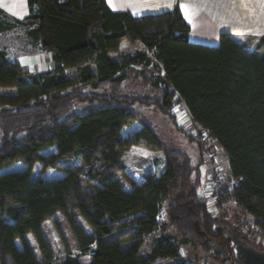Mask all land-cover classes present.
Masks as SVG:
<instances>
[{"label":"trees","instance_id":"trees-1","mask_svg":"<svg viewBox=\"0 0 264 264\" xmlns=\"http://www.w3.org/2000/svg\"><path fill=\"white\" fill-rule=\"evenodd\" d=\"M27 6L23 20L0 9V33L24 29L30 45L51 54L55 69L30 78L0 49V264H85V257L89 264H194L182 259L183 246L191 244L217 260L214 241L232 255L224 230L215 229L226 226L246 245L263 250L239 228L213 217L201 166L182 150L169 148L139 110L158 109L199 143L179 127L173 109L182 103L224 150L230 175L239 181L222 201L235 202L264 228V37L254 51L229 33L220 36L218 46L192 43L179 7L135 17L114 12L107 0H27ZM124 41L140 43L146 51L112 60L110 54L119 52ZM156 62L164 79L143 72L137 77L160 96L126 94L128 73L137 66L158 68ZM67 68L76 69L77 77L68 78ZM3 89L15 92L4 95ZM81 106L92 109L82 112ZM134 123L141 128L124 137L122 130ZM134 147L164 154L160 175L136 178L124 163ZM65 159L79 163L62 165ZM17 163L26 169L4 172ZM37 163L63 176L34 179L31 170ZM166 202L169 223L164 224L159 218ZM58 214L67 219L74 242L72 247L64 243L62 260L44 231ZM157 234L145 256L141 250Z\"/></svg>","mask_w":264,"mask_h":264},{"label":"rangeland","instance_id":"rangeland-1","mask_svg":"<svg viewBox=\"0 0 264 264\" xmlns=\"http://www.w3.org/2000/svg\"><path fill=\"white\" fill-rule=\"evenodd\" d=\"M261 38H254L249 37L247 39V45L249 48L256 49V45H258L261 41ZM26 40V34L25 30L22 28H16L15 30L8 32L7 34L3 35L0 38V44H9L11 46V53H13L14 56L19 57L20 53L23 55L29 54V53H36L40 50V48L33 49L31 47H25V41ZM29 46V45H28ZM138 46H129L125 47V54L121 53L120 57H123V55H128L131 53L136 52L138 50ZM39 49V50H38ZM37 55V54H34ZM38 55H42V53H39ZM41 70H46L47 63L45 62V59L41 63ZM95 68V67H93ZM34 69V68H33ZM133 71V72H132ZM130 73H128V79L124 84V90L126 94H131L135 96L140 97H147V98H157L160 96V92L158 90H155L151 86H146L142 84V78L137 77L138 74L143 72L148 75H157L158 70L154 68L152 69H143L141 67L133 68ZM66 76L68 78H76L78 75V71L73 68H67L65 70ZM36 73L29 74L28 76L31 78L35 76ZM15 89H3L2 93L4 95L14 93ZM2 109V106H0V110ZM89 109H92L88 106H81L78 108V110L84 112ZM140 115L143 119H147L150 123H152L161 139L167 144L169 148H176L180 149L183 152L187 153L192 157V159H196L195 165L201 166L202 171V181L205 184L207 181V175L211 170L212 165L216 164L218 165L222 171L225 173V176L230 178V171L228 168V161H227V155L225 154L224 150L221 148L220 145H218L215 141L210 140L204 132H202L197 125L193 122L190 114L186 110L183 104L176 103L175 107L173 109V112L175 113L177 117V121L179 124V127L183 128L187 133H189L195 140H198L201 147L199 146V143L196 141H191L190 138H188L186 135L182 134L180 131H178L171 121L161 114L158 109L156 108H142L139 110ZM199 133V135H198ZM3 141V137L0 134V143ZM195 157V158H194ZM229 160V159H228ZM79 161L76 159H65L61 161L62 165H75L78 164ZM124 163L126 167L135 174L136 178L138 180L143 179L148 174L153 175H160L161 172L164 170L165 167V161H164V154L161 152L153 153L148 152L143 149H133L125 154ZM26 164L24 163H17L15 165H12L11 167L4 170V172H11V171H19L26 169ZM63 176V173L61 171L55 170V169H46L42 170L41 165L39 163L35 164L32 167L31 170V177L36 179L38 177L48 178V179H54ZM230 176V177H229ZM120 182L123 185V187L126 188V190L130 191L131 188L128 185V183L123 179L120 178ZM204 186L200 189V193L203 194ZM224 202V201H223ZM225 209L221 213V215L213 216L216 220L222 222L223 224H231L233 228L238 229L237 220H241L242 223L244 222L245 227H248L250 236H246L248 239L254 241V243L262 248L264 250V238L258 239V237H255L253 234L254 231L262 232L264 234V228H260L259 226L254 224L253 219L248 216L247 214H243L242 210L236 206L235 202H224ZM169 207V203L166 202L164 204V207L162 209L161 215H160V222L161 223H168L169 222V215L167 212V209ZM77 221L81 224L83 229L92 234L91 230L88 228L87 224L80 218L77 219ZM253 222V223H252ZM44 231L47 239L53 244V246L56 248V250L59 253V260L64 259L67 256L66 247L64 246V243H66L67 246L72 247L74 245L71 232L68 226V221L63 215H56L55 216V224L51 221H48L44 224ZM127 231V230H125ZM160 233V232H159ZM171 233H174L171 231ZM158 236L153 235L151 236L146 243L145 247L141 250L142 254H145L146 251L151 247L152 245V239L154 237ZM30 244L37 250V245L32 237H30ZM181 254L185 259L192 260L195 256L199 255L201 256V264H222L218 260H213L210 258L209 255H207L205 252H203L200 248L195 246H183L181 249ZM74 255H78L77 252L74 253ZM39 257V255H38ZM40 259V257H39Z\"/></svg>","mask_w":264,"mask_h":264},{"label":"crops","instance_id":"crops-1","mask_svg":"<svg viewBox=\"0 0 264 264\" xmlns=\"http://www.w3.org/2000/svg\"><path fill=\"white\" fill-rule=\"evenodd\" d=\"M107 3L114 12H127L135 17L169 12V11H173L176 7H179L186 22L190 25L191 32L189 35V40L192 43H198L208 46H218L220 36L223 33H229L239 44L245 46L250 51H254V49L249 48V46L247 45L246 43L247 39L249 37H254V38L264 37V0H107ZM181 5H186L188 7L189 15L187 17L185 16L184 11H182L180 7ZM0 9L4 11L8 17L16 18L18 20L25 19L29 14L27 0H0ZM7 33L8 32L0 33V38ZM25 41H26L25 47L27 46L37 50V48L30 45L27 42V40ZM129 46L132 47L138 46L139 48L138 50H136V52L146 51L144 45L140 43L131 44L127 41H124L121 44L119 52L111 53L110 58L114 61L120 60L122 58V57L119 58L121 53L123 54L124 51L126 52L125 47H129ZM255 47H257V45ZM0 49L6 52L8 58L11 61L18 62L19 64H21L23 69L29 74H32L33 71L36 74H41V73L53 71L55 69V64L52 60L51 54L41 49L40 50L38 49L39 51L38 52L36 51V53H29L25 55L20 53L19 57H16L13 55V53H11L12 48L9 44H0ZM136 52L128 55H133ZM39 53H42L43 56L38 55ZM44 59L45 62L47 63L48 69L46 68V70L45 69L41 70V65H42L41 63L43 62ZM157 65L159 66L158 68H156V70H158V74L153 75L152 77L153 78L160 77L164 79V73L161 69V66L159 63H157ZM137 67H141L143 69L147 68L152 70H154L155 68L153 65L149 67L146 66H137ZM93 69L94 71L96 70L95 68ZM176 99H178V96H176ZM140 128L141 125L139 123H134L131 126L124 128L122 130V135L124 137H129L133 133L137 132ZM133 149H143V148L134 147L131 150ZM143 150H146L148 152H153L147 149H143ZM153 153H157V152H153ZM192 161L193 163H195L196 159L194 160L192 159ZM227 161L229 168V160L227 159ZM124 189L126 190L125 187ZM171 234L175 237H178L176 236L177 235L176 233L175 234L171 233ZM158 237L159 234L154 238H158ZM178 239L181 238L178 237ZM151 242L152 245L144 254L145 256L148 255L154 244L153 240ZM185 246H193V245L188 244ZM182 259L188 262H192L194 264H198L196 261L197 259L202 260L201 256L199 257V255L195 256L194 259L192 260L185 259L182 255ZM83 262L85 264H89L90 257L83 258ZM198 262L201 263V261ZM172 263H173L172 260H159L156 262V264H172Z\"/></svg>","mask_w":264,"mask_h":264},{"label":"built area","instance_id":"built-area-1","mask_svg":"<svg viewBox=\"0 0 264 264\" xmlns=\"http://www.w3.org/2000/svg\"><path fill=\"white\" fill-rule=\"evenodd\" d=\"M197 127L206 135L204 129L199 126ZM211 165V170L207 175L204 197L207 201V205L211 214L213 216H216L221 215V213L225 209V204L222 201V196L225 194H231L234 189L238 186L239 181L230 176V178L226 177L225 173L218 165ZM236 222V225L241 230V232L246 236H250V229L248 227H245L244 222L242 223L241 220H237ZM253 234L255 235V237H258V239L264 238V234H262V232L254 231Z\"/></svg>","mask_w":264,"mask_h":264},{"label":"water","instance_id":"water-1","mask_svg":"<svg viewBox=\"0 0 264 264\" xmlns=\"http://www.w3.org/2000/svg\"><path fill=\"white\" fill-rule=\"evenodd\" d=\"M216 230H224V238L229 241V249L232 251L230 258H227V252L222 246L211 241V248L220 256V263H224L228 259L230 264H264V250H260L254 246L246 245L245 241L240 238V233L235 232L231 227L215 228Z\"/></svg>","mask_w":264,"mask_h":264},{"label":"flooded vegetation","instance_id":"flooded-vegetation-1","mask_svg":"<svg viewBox=\"0 0 264 264\" xmlns=\"http://www.w3.org/2000/svg\"><path fill=\"white\" fill-rule=\"evenodd\" d=\"M214 255H215L216 259L220 262V256H219V254L218 253H214ZM227 258L228 259L230 258V255H229L228 252H227ZM228 259H226L223 264H230V263H228Z\"/></svg>","mask_w":264,"mask_h":264},{"label":"snow or ice","instance_id":"snow-or-ice-1","mask_svg":"<svg viewBox=\"0 0 264 264\" xmlns=\"http://www.w3.org/2000/svg\"><path fill=\"white\" fill-rule=\"evenodd\" d=\"M180 7H181L182 11H184L185 16L187 17L189 15L188 7L186 5H181Z\"/></svg>","mask_w":264,"mask_h":264}]
</instances>
